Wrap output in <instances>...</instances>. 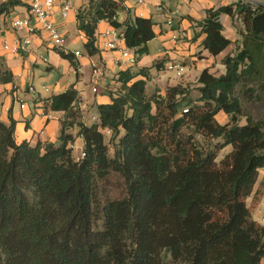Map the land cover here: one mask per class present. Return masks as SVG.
<instances>
[{
    "label": "trees",
    "instance_id": "obj_1",
    "mask_svg": "<svg viewBox=\"0 0 264 264\" xmlns=\"http://www.w3.org/2000/svg\"><path fill=\"white\" fill-rule=\"evenodd\" d=\"M23 3L0 0V15ZM120 7L121 0H90L78 12L86 49L97 52V23L106 19L139 60L154 22L139 15L121 22ZM222 12L243 23L236 50L222 58L225 72L204 68L196 87L179 82L148 94L147 67L121 69L111 101L98 104L88 124L70 85L45 98L64 112L59 142L19 141L14 120H0V264H264V222L247 204L264 167V118L243 102L264 95V0L207 10L197 22L212 54L232 42ZM57 48L78 69L74 52ZM12 79L0 65V81ZM221 111L230 116L225 123ZM74 126L84 140L80 159L69 145ZM198 133L218 141L205 146ZM112 172L125 183L116 197L107 190Z\"/></svg>",
    "mask_w": 264,
    "mask_h": 264
},
{
    "label": "crops",
    "instance_id": "obj_2",
    "mask_svg": "<svg viewBox=\"0 0 264 264\" xmlns=\"http://www.w3.org/2000/svg\"><path fill=\"white\" fill-rule=\"evenodd\" d=\"M64 1L56 0L52 19L67 38L66 49L71 52L81 50L79 55H75L78 69L68 58L60 54L58 46L45 31L31 34L32 42L27 50L13 51L4 47L5 41L12 44L16 39H23L30 34L27 28H15L12 25L14 17L29 16L26 3L18 4L8 13L0 15V65L8 67L13 72L12 80L0 81V120L6 123L14 120L15 135L19 141L27 139L33 144L38 141L59 142L64 112L52 110L45 98L64 91L70 85H74L78 90V101L87 104L82 110V117L89 124L98 116L97 105L111 101L109 90L116 88L115 78L121 69L131 68L136 72L142 67H147L149 72L147 84L149 82L157 84V91L164 93L169 85L186 83L184 76L190 74L192 68L199 76L206 67L215 72L212 66L214 62L222 63L225 67L222 58L236 50V41L243 27L238 17L222 12L220 20L224 26L223 33L232 42L222 52L212 54L203 44L207 34L202 31L197 21L203 19L210 8L235 5L240 0H146L143 3L136 0H121V7L117 11L119 21L126 20L129 15L150 17L156 33L148 41V52L142 55L136 64L131 65L118 60L121 55L120 49L127 46L125 38L118 39V46L115 48L104 46L103 32L111 26L106 19H100L97 23V52L88 53L85 46L87 37L79 28L77 15L90 0H68L71 9L67 16L63 17L61 6ZM43 61L45 62L43 68L50 72L40 74L42 86L36 89L35 66ZM170 63H179L180 66L170 68ZM180 67L181 74H178ZM225 69L220 73L225 72ZM52 70H56L58 74H52ZM173 70L180 79L172 82L169 72ZM73 76L75 81L72 79ZM141 76L139 74L136 77ZM95 84L99 88L98 91L93 90ZM22 101L25 102L24 107L21 106ZM71 132L76 136L74 141L77 145L84 146L83 138L77 135L78 126L72 127ZM73 153H77V150ZM261 181L264 182V167L259 169L255 191ZM262 219L258 221L264 222V214Z\"/></svg>",
    "mask_w": 264,
    "mask_h": 264
},
{
    "label": "built area",
    "instance_id": "obj_3",
    "mask_svg": "<svg viewBox=\"0 0 264 264\" xmlns=\"http://www.w3.org/2000/svg\"><path fill=\"white\" fill-rule=\"evenodd\" d=\"M137 2L143 3L146 0H136ZM249 1H255V0H249ZM26 5L28 6L29 10V16L26 17H14L12 19V25L15 28H27L30 32L28 36H25L23 39H16L12 44H10L8 41L4 42V47L6 49H11L13 51H19L21 49L27 50L29 46L31 45L32 38L31 34L36 33L38 31H45L49 34L51 40L53 43L61 47L63 49H66V42L67 38L61 31L60 27L53 21L52 19V13L53 8L56 3V0H24ZM71 9V3L68 0H65L61 6V14L63 17L67 16L69 10ZM171 20H169V23ZM104 39V46L109 48H115L118 46L117 40L118 39H124V32L122 28L116 27L115 25L111 24L110 28H108L106 31L103 32ZM107 36L109 38H107ZM177 35L175 34L174 37ZM121 55L118 60L120 62L126 61L127 63L133 65L136 64L138 61L137 55L133 48H130L128 46H125L120 49ZM81 51L79 49H76L74 51L75 55H79ZM179 67V63H170L169 67ZM182 67L178 68V74H181ZM97 72V70L95 71ZM98 86L95 84L93 85V90L98 91ZM1 101V96H0ZM21 106H25V102L22 101ZM87 106L85 103H80V101H77L74 105V108L80 109L81 111ZM72 150H77L76 153V159L82 158L86 152L84 149V146L79 147L75 141H71L69 143Z\"/></svg>",
    "mask_w": 264,
    "mask_h": 264
},
{
    "label": "rangeland",
    "instance_id": "obj_4",
    "mask_svg": "<svg viewBox=\"0 0 264 264\" xmlns=\"http://www.w3.org/2000/svg\"><path fill=\"white\" fill-rule=\"evenodd\" d=\"M42 65H45L44 61L40 65L35 66V75H36V80H37L36 89H40V87L42 86V84L40 83L41 82L40 78H42L40 74L50 72V70L47 71V69H44ZM212 66H214L213 67V68H215L214 71L217 73H220V72H222V70L225 69L223 64L219 63V62L218 63L214 62ZM195 72H196V70L192 68L189 71L190 74L187 73L188 75L186 74L184 76V80L186 81V83H189L191 85V87H196L198 84V82H197L198 75H196ZM51 73L52 74H58L56 70H52ZM169 74L172 76V79H171L172 82L180 79V77H178L176 75V71H174V70L170 71ZM72 79L75 81L74 76L72 77ZM156 88H157V84L155 85L153 82H149L146 86L148 94L156 93L157 92ZM192 93L194 95H197L196 90H193ZM31 101L32 100L30 99V102ZM243 102H244V111L252 114L256 119H263L264 118V95H263V98L253 99V100L246 99L245 97H243ZM217 119L221 123H225L230 119V116L228 114H226L225 112L221 111L218 113ZM244 120H245V118L242 119V121H244ZM185 129L188 130L189 128H185ZM195 138L198 141H200L202 144H204L205 146L209 145L210 143L215 144L218 141V139H216V138L205 137L200 133L196 134ZM106 140L109 144L110 154L113 155L115 147L110 140V136L107 135ZM230 149H231V146H226V147L219 149L217 159L218 160L221 159L224 156V154L226 152H228ZM74 156H76V153L74 154ZM263 183L264 182L261 181L260 184H258V186H257L258 188L256 189V191L254 189L256 185H254L253 190L251 191L250 195L247 197V204L251 210V214H252L253 218H255L257 220H263L262 217L264 214V186H263ZM107 190H108L111 197L120 196L124 193L125 183H124L122 177L118 173H116V172L111 173L110 182H108V185H107Z\"/></svg>",
    "mask_w": 264,
    "mask_h": 264
}]
</instances>
